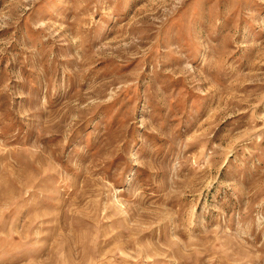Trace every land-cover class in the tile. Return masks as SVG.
<instances>
[{
    "label": "rangeland",
    "instance_id": "374dc122",
    "mask_svg": "<svg viewBox=\"0 0 264 264\" xmlns=\"http://www.w3.org/2000/svg\"><path fill=\"white\" fill-rule=\"evenodd\" d=\"M0 264H264V0H0Z\"/></svg>",
    "mask_w": 264,
    "mask_h": 264
}]
</instances>
